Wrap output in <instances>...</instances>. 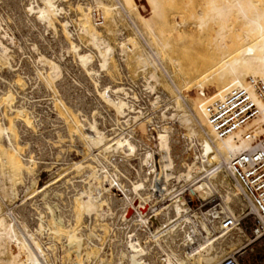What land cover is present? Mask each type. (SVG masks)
<instances>
[{
  "label": "bare ground",
  "instance_id": "1",
  "mask_svg": "<svg viewBox=\"0 0 264 264\" xmlns=\"http://www.w3.org/2000/svg\"><path fill=\"white\" fill-rule=\"evenodd\" d=\"M3 1L10 12L8 13L6 11L7 13H5L0 7V64L7 65L11 72L15 71L13 60L14 53L16 52H14L13 48L16 46L15 41L17 40H14L15 37H10L8 35L11 27L7 23L6 17L10 14H14L15 12V15L18 16L17 19H19L22 24L29 25L30 23L32 25H37L38 23H44L46 25L48 24V26H55L58 24L61 28L62 34L66 38H71V35L74 34L71 33L72 31L67 23L68 21L65 22L63 18L60 20L65 12L63 7L65 4L64 2L67 0H36L35 2L28 0ZM123 1L126 6H132L134 3V0ZM151 1L155 7V11L158 12L160 5L158 0ZM95 4L103 5L104 1L97 0ZM119 4L121 7L124 5L122 0ZM78 5L80 7L81 4ZM88 6L90 7V5ZM105 9L107 10V8ZM234 12L237 13L239 22H242L241 26L244 28V31L236 35L237 39L235 38V43L232 42V44L228 45L227 41L231 37L230 22ZM200 19L199 28L201 29L205 28L211 21L219 25L214 37L217 50V54L214 56L216 63L208 70L206 76H201L202 80L207 81L214 80L215 77H218L214 82L211 81L213 83L209 84L214 87L212 89H216V92L212 95L209 93V99L213 100L221 98L235 86L250 87V85L247 84V78L250 80H264L263 7L259 6V4L255 3L253 0H210L208 3V11L205 12V14H201ZM5 22L6 24H4ZM33 27L34 26H32V28ZM53 28V30H55V27ZM83 29L84 31L89 32L87 26L83 27L82 30ZM10 35L12 34L10 33ZM155 35L154 37H156ZM91 37L93 42L92 45L99 52V66L106 71L108 66H110L109 62L113 53V48L108 41L101 39L96 33L91 32ZM168 46L169 45L166 44L164 45V48H167ZM71 48L73 53H76L80 66L90 75V79L100 83V76H98L99 70L92 65L94 62L93 55L87 52H80V46L74 42H72ZM156 55L161 58L158 53ZM149 56L144 55L140 57L141 64L144 69L153 65L156 71L158 65L155 63V60L151 58L150 54ZM46 62H48V60ZM51 64L52 76H49V73L46 74V76L48 75L46 83L49 84L50 87V85L54 84L56 80L62 79L59 84L62 88L64 86L63 81L65 80V77L62 76L63 67L61 68L59 65L60 63ZM18 66L16 65V68ZM26 77L24 76V78ZM150 78L157 83L160 81L156 72H154ZM17 79L19 80V78ZM65 81L67 82V80ZM14 86H16V84ZM220 87L225 88L226 92H222ZM67 90L68 89L66 88V91ZM252 90L253 89L250 88V91ZM16 94L18 96L13 99L14 93L9 91V89H2L0 85V100L4 98L6 99L7 97V99L11 98L12 100L10 99L11 101L9 103H7L5 99L3 103L6 101L5 104L11 114L23 117V120L17 117L18 120L17 122H14V125L9 124L5 111L1 110L4 109L3 104L0 103V110L2 111L0 113V159H2L5 165L9 166L4 171L0 169V255H5L6 252H8V247L12 244H15L19 250V253L13 255L10 260L0 259V264H49L48 261L46 262L47 257L45 254V247L36 238V233L45 230L44 225L46 223L49 222L52 224L51 229L54 231L53 234L55 235L60 234L62 230H67L66 238L68 239V246H76L79 249L78 252H80V249L82 248L81 240L83 238L81 239L82 236H79L73 230L72 219H67L62 213L54 214L53 207L50 205L51 203L49 204L46 202L47 204H44V206H47H45V209L42 211L43 215L41 214L39 217V229H37V232H33L29 229V227H31L29 226L30 220L33 215L29 214V217H26L24 213L28 204L27 202L16 209L8 206L6 207L7 211H3L2 209V203L5 202L6 198H16L17 192L15 185L18 181V177H22V182L24 181L27 186L24 188L28 190L25 189L23 191H29L31 187L34 188L36 185L34 178L36 159L30 154L23 153L24 147H22V143L18 140L19 134L21 133L17 130L22 123H25L26 125L30 124L32 121L31 119L39 117L38 115L40 113L37 114L38 112L35 110L34 104L32 106L28 104L27 96L24 97L21 93ZM98 94L101 97L100 99H102L109 107L113 108L118 116L123 117V122L124 119H127L124 123H127L129 119H132L133 121V118L134 120H137L138 116L135 114H139L136 111L135 106L129 101L131 100L129 99L130 94L127 93L125 89L106 85ZM252 96L261 111L260 119L264 126V105L260 99L257 98L254 91H252ZM71 98L72 96L70 99ZM177 99H180V97H177ZM161 100H163L161 95L156 97L155 102L157 105ZM59 102L61 103V100ZM155 102L152 104L156 107L157 105H155ZM53 104L52 105L55 106V102ZM62 104L64 105V102ZM36 105L38 104L36 103ZM39 105H41V103ZM178 108L180 107L178 106ZM187 113L188 112L180 117L182 123H185L184 125L191 124L192 122ZM167 115H169L171 119L178 116L173 113H164V118H168L169 116L167 117ZM205 116L208 117L207 114ZM14 117L16 116L14 115ZM62 118L64 119V117ZM75 118L76 117H74V119ZM67 122L65 121V124ZM97 124L99 123L95 121H88L86 124L83 122L82 124L84 125L82 127L83 130L80 131L83 136L82 138L93 153L90 159L86 158L87 166H85L86 171L88 170L86 176L91 181L87 179L88 184L85 183L87 185L83 190L78 189L74 184L70 185V188H73L75 191L74 195H72L69 200V207L73 212V218L76 220L85 215L91 218L96 216L103 224H110L112 226L111 228H113V232L117 234V254L115 261L112 264H219L227 258L232 251L245 244V236L241 230L225 233L221 229L222 219L218 220L221 213L217 212V209L214 206L218 203L216 206H220L223 214V216H221L222 218L227 216H235L238 218L243 212H245L247 203L241 195L242 190L230 179L227 171V165L230 160L234 156L248 151L252 146V142L245 137V129L221 138L213 130L208 120L207 125L209 127H207V125L206 127L211 129H209L210 131L208 130L209 132L204 131L205 139L200 140L198 132L191 128L189 133L190 143L188 144L189 147L193 146L192 150L195 148V157L193 156V159H195L193 163L192 159V164L188 163L189 165H187L186 168H183L180 167L179 163V166L176 164V159L179 158L181 154H179V157L175 154V132L173 133L172 129L164 128L158 132V151L149 149L145 153H142V150L145 147V144L143 143L144 140L142 141V139L140 140L139 138L134 137V133L131 131L127 136L124 135V137H121L120 135V138L117 137L110 139V135H108L107 132L100 130ZM99 151L102 153L100 154ZM108 156L113 165L121 163L124 166L130 167L134 165L135 160L137 161V177H135L134 181L129 182L131 183L130 187L123 184V181L119 179L118 173L112 174L110 172V166H108L109 163L107 164L106 161L108 160L109 162V159H107ZM190 160L188 159V161ZM212 161H217V164H213ZM84 164V162L80 161L74 163L73 167H76V170H80L83 168ZM5 165L4 167H7ZM182 166L184 165L182 164ZM114 168L116 167L114 166ZM215 169L217 170L215 171ZM223 170V177L218 181L220 184H215V181L217 182L220 178L219 175ZM94 180L98 181V186L93 185ZM127 181H129V179ZM173 181L178 182L179 185L174 184ZM46 189L47 187H42V190H39V193L43 195L46 192ZM37 190L35 189V191ZM116 190L122 193V198L118 199L119 197L114 198L115 196H111ZM20 202L23 204L24 200L22 199ZM110 202L119 204V207L121 206L119 210L122 209V213L119 221H113L114 217L112 218V214L108 208ZM188 202H194L197 205H201L198 209H195V206L190 205ZM105 206L108 208L107 211L104 210ZM117 208H113V210ZM205 208L210 209L205 210ZM116 212H113V214ZM154 219H160V222L157 221L156 224L153 221ZM23 231L25 233H23ZM22 256L25 257V260L21 259ZM103 260L106 261L104 258ZM105 261H101L100 264H106ZM107 264H109V262Z\"/></svg>",
  "mask_w": 264,
  "mask_h": 264
},
{
  "label": "rangeland",
  "instance_id": "2",
  "mask_svg": "<svg viewBox=\"0 0 264 264\" xmlns=\"http://www.w3.org/2000/svg\"><path fill=\"white\" fill-rule=\"evenodd\" d=\"M28 1L35 2L36 0ZM96 1L78 0V3L77 0H67L64 2L65 4L63 7L65 9V15L63 14L60 20L63 18L65 22L68 21L67 23L72 31L71 33H74L71 35V38L64 37L58 24L55 26H48V24L46 25L44 23H38L37 25H32L30 23L29 25L22 24L20 20L17 19L18 16L15 15V12L6 17L7 23L11 27L8 35L10 37H15L14 40L18 42L15 41L16 46L13 48L14 52H16L14 53L13 60L15 73L11 72L7 65L0 64L1 88L12 91L14 93L13 99L18 96L16 93H21L24 97L27 96L26 98L29 101L31 100L29 102L26 99L28 104L30 106L34 104L35 110L38 112L37 114L40 113L42 115L39 114V117L32 118L30 124L26 125L22 123L17 130L21 133L19 134L18 140L22 143V147H24L23 153L30 154L36 159L34 172L36 185L34 188L31 187L29 191H23L26 189L24 187L27 186L24 181L22 182V177H18V181L15 185L17 196L12 199L10 197L6 198L5 202L2 203V209L3 211H7V206L16 209L27 202L28 204L24 213L26 217H29V214L33 215L30 220L29 226L31 227H29V229L33 232H37V229H39V217L41 214L43 215L42 211L45 209V206H47H44V204L51 203L50 205L53 207L54 214L62 213L67 219H72L73 230L76 234L82 236L81 239L83 238L81 240L82 248L80 249V253L76 246H68V239L66 238L67 230H62L57 236L53 234L54 231L51 229L52 224L49 222L46 223L44 225L45 230L36 233V238L45 247L46 262L48 261L49 264H100L101 261H105L103 258L106 259V264L108 262L112 264L117 254V234L113 232V228H111L112 226L110 224H103L96 216L91 218L85 215L76 220L73 218V212L69 207V200L72 195H74L75 191L73 188H70V185L74 184L81 190L85 188L88 184V177L86 176L88 170L86 171L85 167L87 166L86 161L93 155L90 148L85 144L80 132L83 130V122L84 124L88 123V121L99 123L97 124L98 128L107 132L108 135H110V139L120 138V135L124 137V135L127 136L131 132L134 133V137L140 140L142 139V141L144 140L143 143L145 147L142 153H145L149 149L158 151V132L161 129L170 128L173 133L175 132L174 139L177 143H175V154H177L178 157L179 154H181L180 157L182 158H177L176 164L177 166L180 164V167L183 168H186V166L191 163L193 156L195 157L194 152H196L195 148L192 150L193 146L189 147L188 144L190 143V129L193 128L198 132L200 140L205 139V133L203 132H209V129H211L207 128L209 126L207 125L208 117L205 116L207 114L205 105L207 102L211 101V99L208 98L210 94L212 95L216 92V89H212L214 87L209 84L213 83L218 77L209 81L202 80V77L206 76L208 70L216 63L214 56L217 54V50L214 37L219 25L211 21L206 26L207 28H199L201 14H205V12L208 11V3L210 0H158L161 5H159L158 12L155 11V7L151 0H134L132 6H126L122 0L124 4L123 7L119 4L121 0H102L104 4L106 3L105 5H109H107L108 7L104 4L96 5ZM253 1L264 8V0ZM74 4L77 5L75 6ZM78 4L82 6L80 5L79 7ZM87 4L90 5V7ZM0 7L5 13L10 12V10L6 8L3 0H0ZM105 8H107V10ZM241 23L242 22H239L237 13L234 12L230 22L231 37L227 41L228 45L232 44V42L235 43L234 40L237 39L236 35L244 31ZM4 24H6V22ZM32 26L34 27L32 28ZM85 26L89 28V32L84 31V29L82 30ZM53 27H55V30H53ZM91 32L99 35L101 39L108 41L113 48V53L109 62L110 66H108L106 71L99 66L100 56L98 50L92 45ZM153 32L154 35L156 33V37H154ZM10 33L12 35H10ZM72 42L80 46V52H87L93 55L94 62L92 65L99 70L98 76H100V83L90 79V75L80 66L77 55L73 53L71 48ZM166 44L169 46L164 48ZM148 53L158 65L156 71L153 65L144 69L141 64L140 57L144 55L149 56ZM157 53L161 58L156 55ZM45 60H48V62ZM51 63H60L59 65L61 68L63 67L62 76L65 77L64 79L67 80V82L65 80L63 81L64 86L62 88L59 86L62 79L56 80L50 87L49 84L46 83L48 76H46V74L49 73V76H52ZM16 65H19V68H16ZM154 72H156L160 78L158 83L150 78ZM24 76H27V79L24 78ZM17 78H19V80ZM199 78L202 80L201 83ZM250 81L251 80L247 78L248 85H250ZM15 84L17 88L14 86ZM106 85L125 89L127 93L130 94L129 99L132 101H129L135 106L139 114H135L138 116L137 120L133 118V121L129 119L127 123H124L127 119H124L123 122V117L118 116L113 108L109 107L100 99L101 97L98 93ZM66 88L68 89L67 91ZM220 89L222 92H226L225 88L220 87ZM160 95L163 100L160 101V105H157L155 102L156 97ZM69 96H72L73 99H70ZM177 97H180V99H177ZM7 98L4 99L9 103L12 99L10 98V100ZM4 99L0 100L4 108L1 110L5 111L9 124L14 125V122H17L18 118L22 119L23 117L11 114L5 104L6 101L3 103ZM60 100L61 103L59 102ZM177 100L179 102L181 101L180 104ZM54 102L55 106H53ZM154 102L155 105H157L156 107L152 104ZM36 103L38 105H36ZM40 103L41 105H39ZM178 106L180 108H178ZM1 110L0 113L2 112ZM186 112H188L187 114L190 116L192 122L191 124L184 125L185 123H182L180 117ZM164 113H173L178 116L172 118V120L171 117L167 115V117H169H165V119ZM14 115L16 117H14ZM260 116L254 120L252 124L254 126H262L260 131H256L258 134L264 132V126ZM62 117H64V119ZM74 117L76 118L74 119ZM64 120L66 122L69 121L65 124ZM245 133L246 130L244 131V134ZM99 153L101 154L102 152L99 151ZM107 159H109V162L108 160L106 161L107 164L109 163L110 172L112 174L118 173L119 179L123 181V184L130 187L131 183L129 182L134 181L135 177H137V161L135 160L134 165L128 167L121 163L113 165L109 156ZM188 159L191 160L188 161ZM80 161L85 164L82 169L76 170L77 168L73 167V165ZM212 162L213 164H217V161ZM182 164L184 166H182ZM4 165V162L0 159V169L3 171L9 167L7 165H5L7 167H4ZM114 166L117 169L114 168ZM222 173H224V170L220 173V178L217 182L215 181V184H220L218 181L222 179ZM128 179L129 181H127ZM88 180L91 181L90 179ZM97 183L98 181L94 180L93 185L98 186ZM174 184L179 185L178 182H174ZM42 187H47L43 195L39 193ZM35 189L38 190L35 191ZM111 196H115L114 198L119 197L118 199L123 197L122 193L117 190L114 194H111ZM22 199L24 200L23 204L20 202ZM110 204L108 208L112 214V218L114 217L113 221H119L122 213V209L119 210L121 206L119 207V204L113 202H110ZM108 208L105 206L104 210L107 211ZM113 208L117 209L113 210ZM210 208H205V210ZM113 212L116 213L113 214ZM153 221L157 224V221L160 222V219H154ZM23 233L25 232L23 231ZM18 253V248L15 244H12L8 247V252H6L5 255H0V259L10 260L13 255ZM21 259L25 260V257L22 256Z\"/></svg>",
  "mask_w": 264,
  "mask_h": 264
},
{
  "label": "built area",
  "instance_id": "3",
  "mask_svg": "<svg viewBox=\"0 0 264 264\" xmlns=\"http://www.w3.org/2000/svg\"><path fill=\"white\" fill-rule=\"evenodd\" d=\"M264 105V80L250 81V87H232L223 97L206 103L205 110L213 130L222 138L246 130L245 137L252 142L251 148L234 156L227 165L229 177L240 187L241 195L247 203L240 217L222 218L221 229L226 232L241 230L245 244L235 249L219 264H264V132L258 134L262 126L252 125L261 115L252 91ZM217 169H215L216 171ZM198 209L201 204L188 202ZM221 217V218H220Z\"/></svg>",
  "mask_w": 264,
  "mask_h": 264
}]
</instances>
